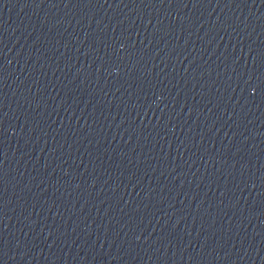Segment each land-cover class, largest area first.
Segmentation results:
<instances>
[{"label": "water", "instance_id": "obj_1", "mask_svg": "<svg viewBox=\"0 0 264 264\" xmlns=\"http://www.w3.org/2000/svg\"><path fill=\"white\" fill-rule=\"evenodd\" d=\"M0 264H264V0H0Z\"/></svg>", "mask_w": 264, "mask_h": 264}]
</instances>
